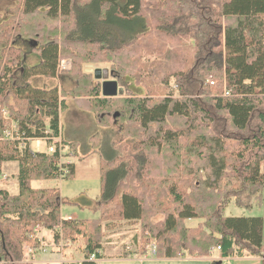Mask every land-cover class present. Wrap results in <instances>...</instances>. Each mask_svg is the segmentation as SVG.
<instances>
[{
    "label": "trees",
    "instance_id": "1",
    "mask_svg": "<svg viewBox=\"0 0 264 264\" xmlns=\"http://www.w3.org/2000/svg\"><path fill=\"white\" fill-rule=\"evenodd\" d=\"M14 1L19 6L0 22L9 61L0 65V175L6 163H18L19 189H0L6 264H20L25 245L37 247L30 238L37 226L71 244L64 256L72 249L101 260L109 229L123 222L140 223L141 254L154 242L157 259L210 258L218 247L221 259L260 257L263 218L227 217L225 210L233 200L243 208L263 201L264 0ZM29 54L39 63L28 66ZM64 59L72 61L70 92L31 84L57 78ZM88 63H109L115 80L151 77L170 87L173 81L175 90L105 97L83 70ZM68 96L99 125L117 126L136 142L124 160L107 152L101 161L100 216L93 220L64 219L60 189L33 187L75 176L63 158L79 155L78 143L62 139L63 151L54 154L31 148L46 131L62 138ZM11 123L25 141L6 140ZM89 141V153L99 152L101 135ZM158 214L165 219L154 223ZM193 219L202 222L188 227Z\"/></svg>",
    "mask_w": 264,
    "mask_h": 264
},
{
    "label": "rangeland",
    "instance_id": "2",
    "mask_svg": "<svg viewBox=\"0 0 264 264\" xmlns=\"http://www.w3.org/2000/svg\"><path fill=\"white\" fill-rule=\"evenodd\" d=\"M9 0H0V21L5 19L3 15H6V7L8 6ZM14 11V10H13ZM3 14V15H2ZM18 43H21L19 41ZM194 42L189 40L187 42V49L188 51L191 50ZM23 45V44H22ZM28 49V47H27ZM5 48L0 44V65L3 63L9 62L7 59L6 52L4 51ZM5 53H4V52ZM37 56V55H35ZM38 57V56H37ZM39 58V57H38ZM70 65V68L66 71L60 73V75L55 79L49 78H35L32 79L30 82L32 85L36 87H59L60 90H64L70 92L75 83L71 78L70 72L72 70V61L69 59H64ZM145 61L154 62V57H145ZM2 61V62H1ZM28 66H32L31 61L28 62ZM35 65V64H34ZM110 64L109 63H88L83 65V70L87 73L94 74L97 69L105 70L108 69L110 71ZM19 73V72H18ZM20 75V73H19ZM110 80H115L113 76H110ZM118 81L119 91L122 93H126L127 90L129 92H134L138 95L145 96L149 91L155 93V95L163 96L169 95L171 90L175 88V84L171 81L170 85H164L159 83L156 79L151 77H144L141 81L142 83L139 84L133 78H123ZM175 90V89H174ZM177 96V93L175 92ZM67 104L68 108L64 111L61 117L65 120H69L74 115L79 114L87 115L88 117H93V125L90 122H87V129L91 130L93 126V135L99 133L101 135V147L99 153H88L89 149L92 150L91 141H88V144H83V147L88 148V150H84L81 148V155H69L67 158H63V162L66 165L75 164L76 166V173L73 179L70 180H51L50 182L45 184V187L48 188H58L61 192V203H62V213L64 215H74L77 219L80 220H93L97 219L100 216V212L98 207L94 205V207L89 208L87 205L89 202H95L97 204V200L99 199L102 191V176H101V161L105 158V155L109 156L113 153L117 154L118 157H122L121 159H125L126 155L131 153L130 150L135 145V141L133 138H125L120 132L117 126H102L99 125L97 122V118L95 113L84 111V109L80 108L77 103L75 102L72 96L67 97ZM76 111V112H75ZM75 112V113H74ZM62 124V122H61ZM70 127H68L69 129ZM85 129V128H84ZM95 146V145H94ZM47 145L45 142L40 140H33L31 142V148L34 152H44L46 150ZM66 150L65 154H73V150L64 149ZM94 150V147H93ZM104 150V151H103ZM110 152L109 155L107 152ZM101 151L103 152V157L100 155ZM105 154V155H104ZM105 160V159H104ZM4 174L8 175L9 181L5 184L0 185V189H4L9 191L10 194L16 195L18 194V181H17V173H18V163L11 162L6 163L3 166ZM33 187L39 188L41 187L37 183H33ZM75 197H80L78 204L73 203ZM80 204V205H79ZM84 205H87V207ZM225 215L227 217H261L264 221V190H263V201L262 204L259 205L257 202H254L251 207H238L234 200L231 201L225 210ZM165 219L163 214H158L154 217L153 222L158 223L162 222ZM202 222L198 219L189 220L186 222L188 227H197L198 224ZM110 233L107 235L104 244V251H105V259L100 264H138L133 262H120L116 261L117 258H121L119 256L122 255L123 252L126 251L127 247L132 249V253L128 254V259L134 260H144V255H138L137 252H133V250H140L141 252V225L137 222H123L115 224V227L109 229ZM53 236L48 237V241L52 243ZM121 253V255H119ZM70 253L68 250L64 258L62 255L53 247L49 248L48 253H39L38 260L36 264H62V259L65 261H71ZM124 254V253H123ZM140 254V253H139ZM75 260H80L83 258L81 253L74 252ZM218 259L219 256L217 253L210 259V260H203L199 258H191L188 256L181 257L174 260H165V259H157L154 258L151 253L147 252V261L144 264H217L212 259ZM49 262V263H45ZM233 264H264V261L261 260V257H251L246 256L244 258H234L232 259ZM21 264V263H20Z\"/></svg>",
    "mask_w": 264,
    "mask_h": 264
},
{
    "label": "built area",
    "instance_id": "3",
    "mask_svg": "<svg viewBox=\"0 0 264 264\" xmlns=\"http://www.w3.org/2000/svg\"><path fill=\"white\" fill-rule=\"evenodd\" d=\"M69 68H70V65L67 61H62L61 64L59 65L60 71H66ZM3 116L6 120L8 119V115H7L6 111H3ZM49 134H50V132L46 131L45 132L46 137L43 139H39L40 141L45 142V144L47 145L46 150L44 152L47 154H54L57 151V149H60V152H62L63 151L62 138L61 137H49ZM5 138H6V140H10L13 142L25 141L24 135L19 133L18 128H17L15 123H11L10 129H8L5 133ZM9 178L10 177L8 175L1 174L0 175V185L8 182ZM55 231L60 232V228L56 227ZM51 235L53 236L51 231L47 230L43 226L34 227L33 232L30 234V238L33 241H36L38 243V245H37V247L32 246V245H25L23 247V256H22L20 263H22V264H36V262L38 260V254L39 253H45V254L48 253L49 248L51 246H53L64 258V253H63L64 248L70 247L71 244L69 242L63 240L62 237H59V239L56 240L54 238V236H53L52 243H50L48 241V237ZM146 250H147V252L149 251L151 253V255L155 258L157 248H156V244L154 242L147 245ZM220 250H221L220 247L213 249L210 253V258H212L215 255V252L220 253ZM126 252L132 253V249L130 247H127ZM97 254L101 255V251L98 250ZM143 255H144V257H147V253L143 254ZM260 257H261V260L264 261V249H263L262 255ZM87 260H88V262H96L98 264L100 262V259L97 258V255L93 254L92 256H90L89 259L84 258V256L80 260L73 259V261H65V259L64 260L62 259V264H71V263L83 264ZM215 261H219V262H221V264H233L232 259H221L219 257L218 259H215ZM6 263H7L6 260L1 255V248H0V264H6ZM45 263H49V262H45Z\"/></svg>",
    "mask_w": 264,
    "mask_h": 264
},
{
    "label": "crops",
    "instance_id": "4",
    "mask_svg": "<svg viewBox=\"0 0 264 264\" xmlns=\"http://www.w3.org/2000/svg\"><path fill=\"white\" fill-rule=\"evenodd\" d=\"M19 6V4L16 2V1H14V0H9L8 1V6L6 7V11H7V13H5L6 15H3L4 16V18L5 19H7L8 17H10L12 14H13V10L15 9V8H17ZM4 20V19H3ZM3 20H1L0 22H2ZM39 58L37 57V56H35V55H31V54H29L28 56H27V58H26V63L27 64H29L28 62L29 61H31V64L32 65H34V64H37V63H39ZM76 112V111H75ZM74 112V113H75ZM62 116V115H61ZM89 120H91V124L93 125V117H88L87 115H84V114H79V112L77 111V114L76 115H74V117H72L71 119H69V120H65V119H63L62 117H61V122H62V139L63 140H65L66 142H76V143H78V146H77V151H78V154H79V152H80V155H81V148L82 149H84V150H88V148H85V146L83 147V144L85 143H87L88 144V141H89V139L91 138V136L93 135V126L91 127V130H92V132L90 131V130H88L87 129V122L89 123L90 121ZM68 127H70L69 129H68ZM85 128V129H84ZM86 144V145H87ZM104 151V150H103ZM90 152V149H89V151H88V153ZM105 152H107L106 150H105ZM99 153V152H98ZM103 152L101 151V153H100V155H102V157H103V154H102ZM90 154V153H89ZM93 154V153H92ZM105 155V154H104ZM106 156L107 155H105V158H106ZM75 165V164H74ZM75 171H76V166H75ZM3 173H4V171H3ZM51 180H47V181H40V182H34V183H37V184H39L41 187H39V188H48V187H45V184L46 183H48V182H50ZM62 196V195H61ZM79 198L80 197H75V199L73 200V203H76V204H78V202H79ZM100 198H101V195H100V197H99V199L97 200V204H95V202L93 203H90V205H88L89 206V208H91V207H94V205H96L97 207H98V210H99V212H100V209H99V203H100ZM80 205V204H79ZM87 207V205H84V207ZM61 211H62V207H61ZM62 217L64 218V219H77V217L76 216H74V215H64L63 213H62ZM71 248V247H70ZM263 249H264V247H263ZM68 252L70 253V254H74V251L72 250V249H69L68 250ZM104 253L103 254H105V251H103ZM133 252H137V254L138 255H141V252H140V250H133ZM75 253H78V252H75ZM124 253V252H123ZM122 253V254H123ZM140 253V254H139ZM215 253H217L218 254V256L220 257V253H218V252H215ZM69 254V255H70ZM119 255H121V253L119 254ZM103 259H101L100 260V262H99V264L105 259V255H103ZM73 259H75V257H74V255L72 256V255H70V258H69V260H71V261H73ZM116 259H118V260H116V261H120V262H133V263H138V262H140V263H138V264H144L148 259H147V257H144V260H132V259H128V258H117L116 257ZM201 259H203V260H210L211 258H209V257H207V258H201ZM165 260H168V259H165ZM215 263H217V264H220V262L219 261H215V259H212ZM170 261V260H169ZM104 262V261H103Z\"/></svg>",
    "mask_w": 264,
    "mask_h": 264
},
{
    "label": "water",
    "instance_id": "5",
    "mask_svg": "<svg viewBox=\"0 0 264 264\" xmlns=\"http://www.w3.org/2000/svg\"><path fill=\"white\" fill-rule=\"evenodd\" d=\"M95 79L99 80L102 84V94L105 97H115L119 93V86L117 80H110L112 75L108 69H97L94 73ZM221 264V262H220Z\"/></svg>",
    "mask_w": 264,
    "mask_h": 264
},
{
    "label": "bare ground",
    "instance_id": "6",
    "mask_svg": "<svg viewBox=\"0 0 264 264\" xmlns=\"http://www.w3.org/2000/svg\"><path fill=\"white\" fill-rule=\"evenodd\" d=\"M2 174H4V173H2Z\"/></svg>",
    "mask_w": 264,
    "mask_h": 264
}]
</instances>
